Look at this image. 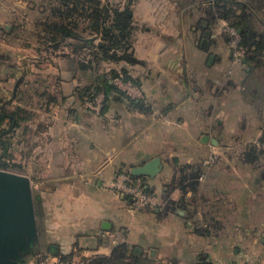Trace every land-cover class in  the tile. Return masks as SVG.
<instances>
[{"label":"crops","instance_id":"1","mask_svg":"<svg viewBox=\"0 0 264 264\" xmlns=\"http://www.w3.org/2000/svg\"><path fill=\"white\" fill-rule=\"evenodd\" d=\"M231 1L240 5L238 14L244 11L247 16L242 25L253 27L250 17L261 13L264 0H138L134 3L132 25L141 31L134 51L136 58L142 60V67L132 69L134 76H141V94L133 98L142 102L145 108L142 112L121 102H112L102 110L104 103L98 105L101 100L93 105V100H82L79 87H83L84 81L93 80L94 75H86L76 66L65 72L60 70L67 75L62 89L66 99L63 104L61 101L55 107L49 106L52 116L45 124L31 122L30 150L35 156V170L30 176L25 175L32 188L38 189L35 194L37 241L42 234L48 252L79 251L84 257L108 255L115 245L124 243L128 249L154 262L231 264L241 256L240 250H232L235 242L241 248L256 244L248 236L257 233L258 228L264 230V168L259 164H242L240 174L245 173L244 178L205 182L197 179L192 184L181 180L165 192L162 184L168 178L147 177L146 181L158 192L161 202H157L158 207L132 210L128 200L109 187L116 174L130 171L151 158L160 157L162 164L161 148L168 143L165 140L169 119L183 124L187 122L183 114H190L192 132L198 131L197 124L208 123L210 116L219 113L240 122L243 113L229 101L237 88L236 82L222 72L228 59L223 56L225 48H220L223 37L217 29L220 23L228 22L225 10ZM187 20L191 22L188 24ZM185 27L194 34L183 33ZM189 43L201 45L190 52L180 47L177 53L176 46ZM170 53L173 57L167 60L168 66L165 58ZM206 55L210 68L198 65L204 66ZM181 58L193 60L194 68L180 61ZM228 58L236 64L232 56ZM202 81L212 86V94L217 90L218 96L222 95L229 104L216 109L217 103L210 101V114L206 111L205 117L199 119L195 112L187 113L186 107L197 101L192 87L201 85ZM256 90L252 93L254 97L259 92ZM97 106H101L100 110ZM153 123H159V133L163 135H159L164 140L159 151L151 146ZM203 138L208 136L202 134L200 139ZM215 141V138L210 140L212 144ZM251 151L252 148L239 149L234 153L244 156L253 154ZM258 160L255 158L253 162ZM253 219L259 223H251ZM226 220L234 221L231 225ZM104 222L108 223L106 228L102 226ZM218 235L229 237L220 239ZM259 242L264 241L259 239Z\"/></svg>","mask_w":264,"mask_h":264},{"label":"rangeland","instance_id":"2","mask_svg":"<svg viewBox=\"0 0 264 264\" xmlns=\"http://www.w3.org/2000/svg\"><path fill=\"white\" fill-rule=\"evenodd\" d=\"M137 2L138 0H0V108H4L9 113H15L16 117L22 119L17 129L15 128L11 133L2 137L3 140L10 141L8 152L4 156V160L9 166L7 169H0L27 176L34 172L35 156L30 150L32 145L31 122L35 121L34 125L37 121L41 122V125L45 124L47 119L52 116L51 111L52 107H55V103L58 104L62 101L63 104L66 99V96L63 97L62 89L67 75L60 73V70L63 71L69 67L77 66L81 60L93 58L100 52L99 45L105 43L101 36L91 31L89 27L90 19L87 16L91 9L95 5L108 4L112 8L123 9L128 7L131 11L134 3ZM262 9L261 13L250 17V21L253 23L252 28L260 33L264 32V8ZM61 10L64 11L65 19L57 15ZM70 10L74 11L72 15L69 13ZM60 22L63 24L68 22L69 25L76 22V27H72V29L84 39L91 40L89 46L78 48V45L83 44V42L72 37L60 40V34L57 30ZM190 22V20L186 21L188 24ZM71 25L69 28H71ZM226 26H230L228 22L220 23L217 28L219 35L223 37L221 43H219L220 48L222 46L225 48L223 51L225 55L223 56L228 59V61L225 59V70L223 69L222 72L235 79V87L237 88L234 91L232 90L231 96L233 97L229 101L230 104H235L243 115L239 116L241 118L240 122H236V118L224 113H219L215 117L210 116L211 120L208 123L197 124L198 131L193 132L190 128L193 124L189 123L188 119L190 114H183L187 118V122L183 124L173 120L171 122L168 118L167 126L169 129H167L165 140L168 143L164 148H161L163 145L161 143L164 140L159 138V123H153L151 146L155 150L161 148L162 153V168L156 176H159L160 179H163V177L168 178L167 183L162 184L164 187L163 192L172 190L181 180H187L186 182L190 184L197 181V179L205 182L210 181V179L244 178L245 173L240 174V171L242 172L241 165L244 163L247 165L251 163L250 166H258L259 164V167L264 168V53L262 57H259L258 62H254L246 59L247 54L242 47V59L234 60L232 58L236 64L229 62L228 56H232L230 45H232V38L235 35L228 33ZM233 28L238 32L236 34H240V28ZM139 32H141L140 28L131 24L128 46L120 48L112 44V48L106 52V55L110 56L109 61L104 62L107 76L131 98L133 96L137 98L141 94V76L132 74V69L142 67V60L136 58L134 51ZM193 32L190 28L185 27L183 33L192 34ZM229 40H232L231 44ZM165 45L168 44L165 43ZM197 45L201 44H179L176 46L177 53L180 47H184L187 52L195 51ZM208 47V50H210V44ZM213 49L216 52L219 51L216 48ZM171 57H173L172 53L167 54L166 64H168L169 61L167 62V60ZM180 61L184 64L190 63L192 68L195 66V64L193 65L194 61L191 59L181 58ZM204 61V66L201 63L198 65H201L202 68H210V62L207 64V55ZM214 61L215 58L212 59L211 65ZM115 74L120 76L115 77ZM122 77H127L130 80L123 81ZM221 77L225 78V75ZM17 82L18 84L15 86ZM90 83L89 80L84 81L82 86H89ZM83 87H79L80 90ZM133 88H135L134 91H132ZM192 88L197 94V101L192 107H186V110L187 113L190 111L195 112L199 119L205 117L206 111L210 114L208 106L210 101L213 104L217 103L214 106L216 109L221 106L226 107L229 104V101L224 100L222 95L218 96L217 90L213 94L211 93L212 86L210 84L207 85L202 81L201 85L195 86L193 84ZM255 89H257L256 91L259 89L256 97L252 94ZM81 92L82 90L79 93L81 94ZM102 95L101 93L94 95L93 102L84 95V97L79 96V98L87 102L91 101L92 105L101 100L98 104L100 105L104 103V96ZM258 97L261 99L258 100ZM257 101H260L259 103L262 106H259ZM50 105L52 107L49 108ZM100 107L97 106L96 109L100 110ZM152 116V118L155 117L154 112H152ZM6 127L7 125H4L0 128ZM163 134L165 135V133ZM202 134H206L208 138L201 140ZM211 138L216 140L213 144L210 142ZM1 148L0 146V150ZM249 148H252L253 152H251L253 154L243 156L234 153L238 152L239 149ZM244 157L248 159L246 162L243 159ZM255 158H259V160L253 162ZM238 166H241V169ZM123 172L128 173V171ZM145 186L151 189L150 193L156 198V202L161 203L158 199V192L155 190L156 187L148 182ZM113 191L117 193L115 190ZM37 192V188H32L34 208L38 206L35 198ZM123 197L128 200L129 206H131L130 198ZM226 221L232 225L234 220ZM254 221L259 223L258 220L254 219L251 220V223H254ZM38 222L39 227H42L40 218ZM256 231L257 233L248 236L257 241L252 248H241L242 245L235 242L232 250H240L241 256L237 261H232L231 264H246L247 260H254L253 264H264V242L263 244L259 242V239L264 241V230L258 228ZM41 237H43L42 234H40L39 242L37 241L31 252L25 256L22 264H59L51 260L52 256H48L50 253ZM218 237L224 239L229 236L218 235ZM232 250H230V255ZM92 256L94 255L84 257L79 251H75L72 254V262L78 264ZM61 263L68 264L66 260H62ZM162 264H180V262H164Z\"/></svg>","mask_w":264,"mask_h":264},{"label":"trees","instance_id":"3","mask_svg":"<svg viewBox=\"0 0 264 264\" xmlns=\"http://www.w3.org/2000/svg\"><path fill=\"white\" fill-rule=\"evenodd\" d=\"M239 9L241 10L240 5L235 1H231L229 3L228 9L225 10V17L228 19V25L241 29V46L244 48V52L247 54L246 59L258 62L259 57H262L264 52V32H257L248 24L242 25L243 21L245 22L247 16L244 15V11L238 14ZM63 13L64 11L61 10L57 15L61 18H64L65 14ZM69 13L72 15L74 11L70 10ZM131 16V11L128 7L123 9H119L117 7L112 8L111 6H108V4H101L100 6L95 5V7L91 9V12L87 16L90 19L89 27L91 31L98 33L105 43L99 45L100 52H98L97 55L93 56V58H89L88 60H81L76 66L79 70L83 71L84 74L94 75V79L91 80L90 85L81 89L82 92L80 95L81 97L86 96L88 99L94 100V95L97 93H103L104 105L102 106V110L107 109V107H109L112 102L124 103L129 109H134L140 112L145 110L140 100L129 97L112 82L111 78L107 76L106 68L104 66V62L106 60L109 61L110 56L106 55V52L112 48V44L122 48V46H128L130 43L129 38L132 24ZM70 25L68 22L64 24L61 22L59 23L57 30L60 34V40L66 37H72L83 42V44L78 45V48L89 46L91 40L84 39L72 29V27H76V22L71 25V28H69ZM115 75V77L120 76L119 74ZM122 79L123 81L130 80L127 77H122ZM21 121L22 119L20 117H16L15 113H9L4 108H0V127L7 125L6 128H0V146L2 147L0 150V168L7 169L9 166V164L4 160V156L8 152L10 141L8 140L7 142L6 140H3L2 137L3 135L11 133L12 130H15V128L17 129V127L20 126ZM128 173L132 178H141L144 185L147 183V177L134 176L129 171ZM146 190L151 192V189L148 186L146 187ZM49 253L59 256L62 260H66L68 264H74L72 262L71 253L65 254L54 251H50ZM78 264L162 263L154 262V260L128 249L126 244L120 243L115 245L108 255L97 254L84 259L83 262Z\"/></svg>","mask_w":264,"mask_h":264},{"label":"water","instance_id":"4","mask_svg":"<svg viewBox=\"0 0 264 264\" xmlns=\"http://www.w3.org/2000/svg\"><path fill=\"white\" fill-rule=\"evenodd\" d=\"M18 82L15 84V86ZM14 91V90H13ZM160 157L130 169L134 176L154 177L161 171ZM103 227L108 223L104 222ZM35 208L30 179L0 169V264H18L37 242Z\"/></svg>","mask_w":264,"mask_h":264},{"label":"built area","instance_id":"5","mask_svg":"<svg viewBox=\"0 0 264 264\" xmlns=\"http://www.w3.org/2000/svg\"><path fill=\"white\" fill-rule=\"evenodd\" d=\"M226 27L228 33H232L235 35L232 38L233 43L232 45H230V47H232V52H230L232 53V58L234 60H240L242 59L243 55V50L241 49L242 46L240 34H236L237 31L232 26ZM232 40H229L230 44ZM109 187L115 190L120 195L129 197L132 202L130 206L132 210L158 206L156 198L146 190V186L143 184L142 179L138 177L132 178L131 175L127 172L116 174L110 181ZM48 256H52V261L62 264V260L59 256L52 254ZM253 261L254 260H247L246 264H253Z\"/></svg>","mask_w":264,"mask_h":264},{"label":"flooded vegetation","instance_id":"6","mask_svg":"<svg viewBox=\"0 0 264 264\" xmlns=\"http://www.w3.org/2000/svg\"><path fill=\"white\" fill-rule=\"evenodd\" d=\"M240 37H241V35H240ZM243 60H244V59H243ZM24 259H25V256H24V258H23L22 262H19L18 264H22V263H23V261H24Z\"/></svg>","mask_w":264,"mask_h":264}]
</instances>
